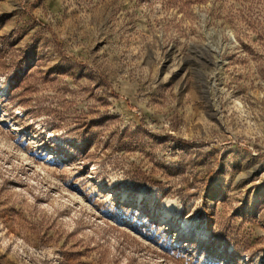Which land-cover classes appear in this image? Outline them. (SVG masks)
Masks as SVG:
<instances>
[{"label":"rangeland","instance_id":"1","mask_svg":"<svg viewBox=\"0 0 264 264\" xmlns=\"http://www.w3.org/2000/svg\"><path fill=\"white\" fill-rule=\"evenodd\" d=\"M0 50V264H264V0H0Z\"/></svg>","mask_w":264,"mask_h":264},{"label":"trees","instance_id":"2","mask_svg":"<svg viewBox=\"0 0 264 264\" xmlns=\"http://www.w3.org/2000/svg\"><path fill=\"white\" fill-rule=\"evenodd\" d=\"M198 1H201V0H168V2H170L174 5H178L182 9H185L186 7L190 6V4L192 2H198ZM5 38H7V37L5 36ZM5 38H3V39L6 40ZM4 47H5V45H3L2 49H4ZM124 131H126L127 134L125 135L124 141L122 143V144H124V147L122 150H125L124 148H128L127 151H133L138 146V143H139V140L137 137L138 134L135 130L125 129ZM185 167L188 168V165L184 166V168ZM163 194L169 195V193H167V192H163Z\"/></svg>","mask_w":264,"mask_h":264},{"label":"bare ground","instance_id":"3","mask_svg":"<svg viewBox=\"0 0 264 264\" xmlns=\"http://www.w3.org/2000/svg\"><path fill=\"white\" fill-rule=\"evenodd\" d=\"M183 225H184L183 230H187V229L190 230V226L188 225V220H187V219H185V220L183 221ZM202 231H204V229H201V230H200V232H202Z\"/></svg>","mask_w":264,"mask_h":264}]
</instances>
